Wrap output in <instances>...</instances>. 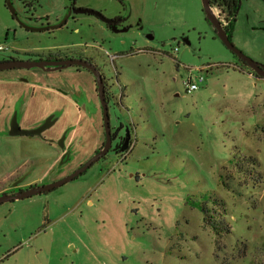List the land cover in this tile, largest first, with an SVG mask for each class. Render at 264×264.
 Returning <instances> with one entry per match:
<instances>
[{"label":"rangeland","instance_id":"374dc122","mask_svg":"<svg viewBox=\"0 0 264 264\" xmlns=\"http://www.w3.org/2000/svg\"><path fill=\"white\" fill-rule=\"evenodd\" d=\"M70 1L0 0V46L93 53L122 95L108 110L111 129L122 124L131 147L121 156L114 140L75 179L1 203L0 264H264V77L217 37L201 0H75L121 13L131 27L116 32L80 15L34 30ZM231 40L264 64V0H238ZM190 68L204 82L188 94ZM74 70L50 73L81 79ZM74 114L59 116L55 135ZM79 115L75 146L85 154L100 117ZM43 137L0 133V190L14 178L42 184L61 150Z\"/></svg>","mask_w":264,"mask_h":264},{"label":"flooded vegetation","instance_id":"af4514ba","mask_svg":"<svg viewBox=\"0 0 264 264\" xmlns=\"http://www.w3.org/2000/svg\"><path fill=\"white\" fill-rule=\"evenodd\" d=\"M85 8L97 10L101 12L103 15H105L102 12V10L95 8L89 3L77 4L75 0H71L65 6L64 13L61 18L56 17L54 20H51V17L49 15H46L43 18H40L41 20L38 19V21H36L38 22L36 25L38 28L34 30L50 31L53 30L54 28L62 27L66 25L68 22H76L80 15L94 16L97 19H99L107 29L116 32L120 30L126 31L131 27V25L127 21L128 20L127 17L125 15H122L121 13L113 16L105 15L106 17L112 19V21L106 23L102 21L98 16L94 15L93 13L81 12V10ZM5 50L7 51V53L0 59V63H4V65L7 62L17 61V60H39V59L58 60L65 58H79L86 60L92 63L98 69V71L102 76V81L104 83V90H105V99L107 100L108 110L110 108V105H114V106L120 105V100H121L120 98H122V95L119 96V100H118V97L114 91L115 82L111 78L106 77L103 71V67L101 66L102 64L100 65V63L102 62H97L95 59L96 56H94L93 53L88 52L86 49H81L79 47L78 48L70 47V48L47 49V50L38 51L27 48L19 49L17 47H10V48H1L0 52ZM21 55L24 57H21ZM70 67H73L75 69L74 73L76 75H80L79 73L81 72H86V74H89L92 77L93 87L91 88L90 86H88L87 81L85 79L83 81V78H85L84 75L83 77L80 76L81 79L76 80L75 77L69 76L66 73H65L66 75H61L60 77L57 78H54L53 74L50 73L54 71H58V73H62L60 71L65 68L58 70H48L46 68H39V67H33V68L10 67V68L0 69V84L4 85L0 87V92H2L0 93V116L2 117V124H0L1 134H6L8 136H23V135L9 134L11 123H13V121L15 120L17 121V123L21 128H24L19 123V114L22 111L19 109V103H17L16 101L21 100L23 97L28 95L31 97L35 96L37 90L43 93L41 94L42 96L46 95L51 99L49 103L43 104V111L46 112L44 116L45 118L42 119L34 127L41 125L46 119L49 121L55 119L54 123L49 128L43 130L41 135H26V136H37L39 138L44 136L43 137L44 141L48 143L50 142L52 144L57 143V146L62 150V154L59 157L60 159H58L59 162L57 160L58 164L55 170V173L57 174L51 175L49 179L48 178L45 179V180H51L49 182L55 181L71 172L70 171L64 174H60L63 166L67 164V162L69 161L70 155L72 156L73 153H75L72 147L75 146V143L77 144L76 138L74 140L72 139L71 141L68 140V135L69 132L71 131L70 127L69 128L67 127L65 130H63L61 135H60V131H58L56 135L54 134L53 137L47 136V132L49 130H52L59 116H62L66 112L70 111L71 113L75 112L77 114H83L85 116L88 115L92 117L93 116L100 117L102 140L99 146L94 150V152L103 145L105 138L104 129H103V117H102L103 108L100 103V98H99V93L97 90V83L95 81V78L92 72L84 67L76 66V65ZM32 69H37V70H32ZM13 96L16 98L15 101L16 103L14 102L12 105H10L8 102V98L9 97L12 98ZM122 130H124L122 124H120L116 130L111 129V138H112V142L114 140H117L116 145L114 146V151L123 152V155L121 156H125L126 152H128L129 148L131 147V135L129 134L128 130L123 131V133H121ZM59 143L63 145L60 146ZM111 149H113L112 144L109 150ZM105 155H103L99 159L104 158ZM52 176H56V177H52ZM18 180L19 178L12 179L5 188L0 190V193H12L15 191L24 190L28 187L37 185V184L32 185L30 183H26V184L17 183ZM40 182L42 184H45L44 180ZM14 201H9V202H14Z\"/></svg>","mask_w":264,"mask_h":264},{"label":"water","instance_id":"95a60500","mask_svg":"<svg viewBox=\"0 0 264 264\" xmlns=\"http://www.w3.org/2000/svg\"><path fill=\"white\" fill-rule=\"evenodd\" d=\"M202 10L205 14L206 19L212 25L215 30L217 37L222 41V43L235 54L240 60H242L246 65L258 76L264 77V64H260L259 62L253 60L249 56H247L244 52H242L239 48H237L232 40L229 38L227 31L222 24L219 16L215 12V7L211 4L210 0H201ZM81 12H88L93 13L94 15L98 16L104 22L112 21L111 18L106 17L101 12L94 10V9H82ZM151 36V35H150ZM81 66L88 70H90L95 78L97 83V90L99 93L100 103L103 108V129H104V143L103 145L98 148L90 157H88L83 163H81L78 167H76L73 171L64 175L63 177L48 182L45 184H40L36 186L28 187L24 190L15 191L12 193H0V204L4 202L14 201L24 199L33 195L41 194L44 192H49L61 185L75 179L79 175H81L84 171H86L93 163L98 161L100 157L105 155L111 147L112 138H111V126L109 121V114H108V104L107 100L105 99V90H104V83L102 81V76L98 69L90 62L79 59V58H65V59H58V60H17L7 62L5 65L4 63H0V69L3 68H10V67H24V68H46L48 70H58L62 68H67L70 66ZM14 120V119H13ZM55 119L52 120H45L41 125L33 128H21L17 121H13L11 123V127L9 130L10 135H41L42 131L46 128H49ZM60 146L63 144L59 143Z\"/></svg>","mask_w":264,"mask_h":264},{"label":"crops","instance_id":"0c3cea01","mask_svg":"<svg viewBox=\"0 0 264 264\" xmlns=\"http://www.w3.org/2000/svg\"><path fill=\"white\" fill-rule=\"evenodd\" d=\"M81 77H83L84 75V79L87 81V85L90 86L91 88L93 87V82H92V77L89 74H86V72H81L79 73ZM2 93V92H0ZM41 94H43L41 91H36V95L35 96H25L23 97L21 100L16 101V98L13 96L12 98H8V102L10 105H12L15 101L17 103H19V109L22 111L19 114V123L22 127H29L32 128L35 125H37L45 116L46 112L43 111V104H47L50 102V98L45 96H42ZM15 102V103H16ZM34 112L37 113V117L35 116ZM30 114H34V116L36 117L33 122V120L29 121L28 117ZM65 114H71V112H66ZM76 116H77V120L80 119V115L79 114H74L73 118L75 119L74 123H72L69 127L71 128V131L69 132L68 135V140L71 141L72 139H75V136L77 134V130L78 127L76 125ZM0 124H2V118L0 117ZM31 124V125H30ZM94 126H95V131H96V138L93 140V142H91L89 144V146H87V152L85 154H78V148L80 146H73L72 148L74 150H76L75 153H73V155H70V159L67 162L66 166L63 167L62 171L60 172V174H64L67 172H70L72 170H74L81 162H83L88 156H90L94 150L99 146V144L101 143L102 140V132H101V126L98 125V121L96 120L94 122ZM61 131V130H59ZM47 136L53 137L54 136V129L53 130H49L47 132ZM62 154V150L58 151L57 154L54 155V160L51 162V165L49 167V169H47L45 171V173L42 175L41 180H45L48 177H50L51 174V166L56 165L57 164V160L59 159L60 155ZM78 159V160H77Z\"/></svg>","mask_w":264,"mask_h":264},{"label":"trees","instance_id":"16d2710c","mask_svg":"<svg viewBox=\"0 0 264 264\" xmlns=\"http://www.w3.org/2000/svg\"><path fill=\"white\" fill-rule=\"evenodd\" d=\"M214 7H218L221 13L225 14V18L228 23L224 25L229 38L231 39V32L233 29V23L235 19V13L238 9V0H210ZM239 59V58H238ZM240 60V59H239ZM240 62L249 69V73L258 77L242 60Z\"/></svg>","mask_w":264,"mask_h":264},{"label":"built area","instance_id":"2783aa9c","mask_svg":"<svg viewBox=\"0 0 264 264\" xmlns=\"http://www.w3.org/2000/svg\"><path fill=\"white\" fill-rule=\"evenodd\" d=\"M218 12L221 13L219 10H218ZM219 13L218 14L216 13V14L219 16ZM220 20H221L223 25H226L228 23L225 16H224V18H222ZM1 48L2 47L0 46V49ZM189 70H190V74L185 79H183V81H182V83L184 85L185 92L188 94L197 90L200 87V85L204 82L203 74L198 73L196 75H192V73H191L193 70L202 71L201 68H190Z\"/></svg>","mask_w":264,"mask_h":264}]
</instances>
